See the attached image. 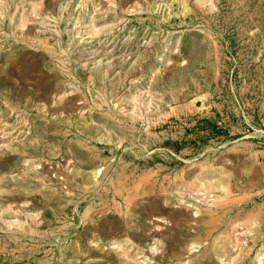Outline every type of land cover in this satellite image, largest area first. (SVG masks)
I'll return each instance as SVG.
<instances>
[{
  "label": "rangeland",
  "instance_id": "obj_1",
  "mask_svg": "<svg viewBox=\"0 0 264 264\" xmlns=\"http://www.w3.org/2000/svg\"><path fill=\"white\" fill-rule=\"evenodd\" d=\"M0 264H264V0H0Z\"/></svg>",
  "mask_w": 264,
  "mask_h": 264
}]
</instances>
